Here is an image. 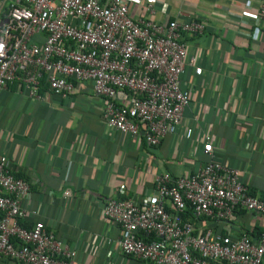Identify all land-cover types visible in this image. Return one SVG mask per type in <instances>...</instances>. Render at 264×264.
<instances>
[{"label": "built area", "instance_id": "obj_1", "mask_svg": "<svg viewBox=\"0 0 264 264\" xmlns=\"http://www.w3.org/2000/svg\"><path fill=\"white\" fill-rule=\"evenodd\" d=\"M143 1L0 0V93L18 82L37 100H44L43 89L66 98L75 82L90 81L109 128L159 145L177 132L190 100L180 86L183 37L202 34L205 25L156 22L155 0H146L148 17L134 19L129 8ZM257 15L264 23V1ZM184 136L191 138V128ZM201 149L206 161L194 173H162L139 201L120 194L105 201L104 218L120 229L108 240L118 252L142 264H264V227L253 238L231 231L240 210L264 221V196L215 159L210 134H202ZM30 190L0 157V257L10 264H71L76 251L43 221L31 220L36 210L23 205ZM218 224L223 233L211 227Z\"/></svg>", "mask_w": 264, "mask_h": 264}, {"label": "crops", "instance_id": "obj_2", "mask_svg": "<svg viewBox=\"0 0 264 264\" xmlns=\"http://www.w3.org/2000/svg\"><path fill=\"white\" fill-rule=\"evenodd\" d=\"M263 1L155 0L150 17L156 22L197 19L205 25L202 34L183 37L180 86L190 100L177 132L157 146L109 128L90 81L75 82L66 98L43 89L40 101L18 82L0 93V157L31 184L23 200L37 212L30 219L43 221L76 251L71 264H142L108 242L120 229L102 207L118 194L137 201L151 195L164 172L194 173L206 161L204 133L211 135L215 159L238 169L252 194L264 196V23L257 15ZM129 12L134 19L148 17L146 0ZM211 227L225 231L222 224ZM263 227L261 216L240 210L231 231L253 238ZM0 264L10 261L0 257Z\"/></svg>", "mask_w": 264, "mask_h": 264}, {"label": "trees", "instance_id": "obj_3", "mask_svg": "<svg viewBox=\"0 0 264 264\" xmlns=\"http://www.w3.org/2000/svg\"><path fill=\"white\" fill-rule=\"evenodd\" d=\"M186 214L191 215V212L188 210V211L186 212Z\"/></svg>", "mask_w": 264, "mask_h": 264}]
</instances>
